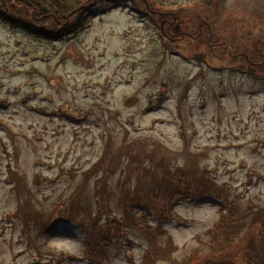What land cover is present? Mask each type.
Returning a JSON list of instances; mask_svg holds the SVG:
<instances>
[{"label": "rangeland", "instance_id": "1", "mask_svg": "<svg viewBox=\"0 0 264 264\" xmlns=\"http://www.w3.org/2000/svg\"><path fill=\"white\" fill-rule=\"evenodd\" d=\"M87 1L85 26L54 42L0 21V264H141L133 226L95 260L85 229L125 218V185L176 179L214 196L147 218L156 247H177L154 264H262L264 0ZM72 204L80 224L61 221Z\"/></svg>", "mask_w": 264, "mask_h": 264}, {"label": "trees", "instance_id": "2", "mask_svg": "<svg viewBox=\"0 0 264 264\" xmlns=\"http://www.w3.org/2000/svg\"><path fill=\"white\" fill-rule=\"evenodd\" d=\"M15 3H19V11L21 8H25L31 11V19L22 18L23 11H20V14H11L6 11V8L0 6V21L5 22L7 25L21 30L22 32L27 33L30 36H34L41 40H47L50 42L58 41L65 39V37L72 36L76 32L80 31L86 24L87 20L92 16L91 13L92 6H90L89 1L87 0H11ZM110 2H117L118 0H108ZM97 2H102V0H97ZM13 9V6L10 8ZM8 10V8H7ZM15 12H19L16 9H13ZM67 15L72 16L66 19ZM24 16H27L26 14ZM55 19L53 25H46L45 22ZM259 59V58H258ZM262 62V60L260 59ZM93 170H97V167H94ZM92 170V171H93ZM174 183L169 181L162 180L159 181L156 185L157 188L149 189V193L142 194V188L130 187L129 189L125 185V191L128 193L127 199L128 203H123V210L125 208V218H111L108 217L101 226V217L99 215H93L95 220L92 221L91 227L87 226L85 231L90 234V243L88 246H91V250L86 248L87 257L90 259H97L101 254L106 251L107 243L118 244L120 242V237L118 233H121V224L128 226H133L137 231H140L143 237H145L149 244L150 248L147 250L146 255L142 258L141 264H154L157 260H168L170 259L173 251L177 247L169 239L167 245L162 248L156 247L152 232L158 231V226L152 227V225H147V218L150 216H155V219L159 225L164 221V219L169 218L168 210H166V205L173 203V200L189 198L197 199L198 197L204 196H214L208 190H204L201 185H196L195 183H188L186 180L182 179L180 182L179 179ZM98 182L97 188L101 187L100 181ZM176 184V187H174ZM131 185V184H130ZM132 186V185H131ZM218 198L222 201L221 209H227L230 211V207L225 204V200L222 199L221 194L217 195ZM71 207L62 215L64 219L62 222H71L73 224H80L81 220H77L79 210L77 204L70 205ZM137 207L138 215L132 213V208ZM99 212V211H98ZM152 213V214H150ZM102 214L103 211L99 212ZM228 214H223V211H220V220L215 225L214 229L209 230L208 234L210 239H215L218 232L223 228L231 226L228 222L225 224ZM60 222V221H57ZM259 225L264 223V215L258 219L256 222ZM83 227L82 225H80ZM87 235V234H86ZM207 263L206 260L199 259L196 256V259H190L186 264H202ZM264 264V262H262Z\"/></svg>", "mask_w": 264, "mask_h": 264}]
</instances>
